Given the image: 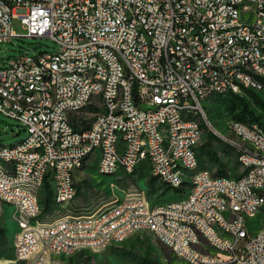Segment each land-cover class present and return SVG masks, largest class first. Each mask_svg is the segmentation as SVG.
<instances>
[{"label": "built area", "instance_id": "obj_1", "mask_svg": "<svg viewBox=\"0 0 264 264\" xmlns=\"http://www.w3.org/2000/svg\"><path fill=\"white\" fill-rule=\"evenodd\" d=\"M252 1H259V8H252ZM14 19L21 21L26 37H48L59 45L54 53L11 56L0 68V112L18 121L27 138L21 153L0 154V170H8V178H0V197L9 196L8 206H24L18 221L28 248L15 244L19 261H50L43 253L32 255L31 245L41 241L34 239L27 212L41 210L28 192L18 190L21 178H41L55 204L66 206L82 150L97 155L98 146H105L104 160H98L96 167L112 176L113 159L126 158L129 174L136 148L153 146L160 151L154 177L183 194L180 205H151L147 198L146 204L136 205V192L132 193L135 202L119 200L129 205L123 219L133 218L131 229L104 226V236L94 232V237H86L83 215H62L56 226L41 225L46 232L54 227V234H48V239H55L52 250L101 242L98 250L105 251L126 233L149 232L202 264H264V231L241 247L237 262H229L233 238L247 237L250 211L262 201L254 196V187H264V123L255 121V130H248L230 121L232 128L252 140V147L239 149L245 180L225 176L209 182L208 171L196 172L190 158V142L198 133L190 128V117L181 121L186 107L203 110L201 98L210 85H218L219 92L227 95L246 89L233 75L234 67L245 68L242 58H251L260 68L259 80L249 82L264 86V0H233V6H226V0H0V43L20 37L13 30ZM231 34L249 41V48L238 50ZM68 68H77V77L67 78ZM18 83L34 86V93H12V85ZM5 95L23 96V103H5ZM55 95H66V102L51 109ZM26 98L34 99L35 108H26ZM113 99H122V109H113ZM92 103H99L97 128L85 137H74V130H65V122H74V127L86 122ZM136 104H159V113L144 116L137 113ZM59 113H68V120H59ZM112 129H122V140L114 139ZM163 132H172L171 145L158 146ZM55 134H62V142H54ZM124 141H131L132 151L123 149ZM32 145L44 146V155L26 157L25 148ZM167 151H176L179 163L169 161ZM143 157L146 163L147 155ZM252 160H261L263 170L253 168ZM180 168L200 176L198 191H179ZM223 190L243 198L246 215L236 220L220 217V210H227L224 198H229L223 197ZM192 208L206 209L207 218L190 217ZM100 219L104 218L97 216L93 223ZM59 222H67V229L58 230ZM186 223L206 230L214 240L209 249L220 250V258L195 256V247L201 244H196Z\"/></svg>", "mask_w": 264, "mask_h": 264}, {"label": "rangeland", "instance_id": "obj_2", "mask_svg": "<svg viewBox=\"0 0 264 264\" xmlns=\"http://www.w3.org/2000/svg\"><path fill=\"white\" fill-rule=\"evenodd\" d=\"M12 26L20 37L0 43V68L11 56L28 53L35 57L40 53H54L59 50V45L51 38L26 37L27 32L19 19H14ZM201 109L203 137L198 147L200 164L196 172L207 170L214 175L242 177L245 168L239 160V149L244 143L228 132V125L231 120L239 118L253 120L250 113L258 122L264 123V97L253 90L244 89L240 94L210 96L202 102ZM25 136L26 132L18 121L7 118L0 112V145H14ZM96 165V161H89L85 168L76 174L78 193L66 206L55 204L53 196L48 195L47 188L43 189L39 195L41 212L33 224L49 223L66 214H93L109 203L124 200L135 192L145 200L147 198L151 205L178 201L183 195L156 179L148 162L140 164L132 174L124 173L120 168L118 173L112 176L98 173ZM179 191L191 192L192 189L190 185H184ZM5 211L0 222V264H29L27 261H19L14 251V238L17 245L20 232L19 227L17 230L16 210L11 207ZM262 211L248 220L249 231L253 234L264 227ZM170 255L168 258L152 233L144 232L105 251L83 250L70 257L63 256L62 261L66 264H183L173 252Z\"/></svg>", "mask_w": 264, "mask_h": 264}, {"label": "bare ground", "instance_id": "obj_3", "mask_svg": "<svg viewBox=\"0 0 264 264\" xmlns=\"http://www.w3.org/2000/svg\"><path fill=\"white\" fill-rule=\"evenodd\" d=\"M226 6H233V0H226ZM252 8H259V1H252ZM231 42H238V50H247L249 48V41L239 40V34H231ZM242 66L244 67H234L233 75H235V81H241V87H246V89L253 90L264 97V86L263 84L249 82L258 81L260 75V68L258 65L254 64L251 58H242ZM244 75V77H242ZM67 78L77 77V68L66 69ZM0 88H3V80H0ZM34 93V86H27L26 83H18L12 85V93ZM214 95H225L226 92H219L218 85H210L209 93H204L202 102ZM66 102V95H55L51 100V109H58V106ZM5 103L22 104L23 96L19 95H5ZM26 108H35V101L33 98H26ZM113 109H122V99H113ZM96 110H99V103H92V110H89V115H87L86 122L77 124L74 127V122H65V130H74V137H85L89 133L94 132L97 128V116ZM136 111L139 114H144V116H153L159 113V104H136ZM203 111V110H202ZM201 110L198 106L186 107V114H181V121H190V128L197 131L198 136L196 141L190 142V158H194V164L196 168L199 167V157H198V147L203 137V126L200 119ZM203 113V112H202ZM205 116V115H204ZM203 117V116H202ZM59 120H68V113H59ZM233 122L239 123V128H248V130H255V121L246 122L238 119L232 120ZM228 132L234 135L238 140L244 143L241 149H248L252 147V140L250 137L245 136L242 132L237 131L235 128L231 127V122L228 125ZM112 136L115 140H122V129H112ZM173 141L172 132H163L160 134L158 139V146H169ZM54 142H62V134L54 135ZM236 144V143H235ZM22 145H27V138H24L19 143L14 145H0V154H13L21 153ZM123 149L125 151H132L131 141L123 142ZM147 155L146 162L150 164L152 174L157 176V158H160V151H156L153 146H144L141 148H136L135 150V161L129 169V174H132L137 170L140 164L145 163V157ZM25 155L28 158H38L44 155V146L32 145L25 148ZM105 157V146H98L97 155H92L89 150H82L78 156L77 173L81 172L89 161L104 160ZM167 158L172 163H179V156H177L176 151H167ZM240 163L242 167L245 168L243 158L240 157ZM252 167L256 170H263V162L261 160H252ZM122 169L124 173L128 174V165H126V158L113 159V175L118 173L119 169ZM98 173L103 175H108L103 169L97 168ZM207 170H198L197 172H205ZM188 168H180L179 170V189L184 185H190L192 191H198L200 188V176H193ZM0 178H8V170H0ZM225 178L223 175H214L209 171L206 172V180L209 182H220ZM236 180H245V173L240 178ZM48 184L43 182L41 178H21L18 182V190L28 192L33 198L36 208L41 210L40 207V192L47 188ZM49 188V187H48ZM77 195V181L76 179H70V191H69V203L76 198ZM254 196L262 197V201L257 202V207H252L249 219L256 217V215L264 210V187H254ZM224 207L227 210H220V217H226V220H236L238 215H246V208L243 207V198L238 194H231V190H223ZM127 202H135V194H131L126 198ZM232 203L235 207H232ZM146 200L136 194V205H144ZM168 205H180V200L167 203ZM9 205V196L0 197V222L5 214L6 207ZM16 210V219L20 232L17 237V246L21 248H28V238L23 234L22 223L19 220L21 216H24V206L19 205V203H12L11 206ZM118 210V211H117ZM115 211V212H113ZM129 212V205L126 203H121L119 200L109 203L105 208L89 215H83V230L86 232V237H94V232L96 236H104V226L108 228H115V230H130L133 226V218H124L123 214ZM40 212L28 211L27 219L31 220V229L34 232V239L41 241V243H34L31 245L32 255H40L41 253L48 255L50 261H46L41 264H66L62 261L63 256L70 257L74 253L91 250L94 252H102L101 242H90V245H84L82 249H77L74 247H67L64 252H57V250H52L55 246V239H48V234H54V227H47V232L45 229H41L43 226H56L57 218L49 223H36L33 224L35 219L38 217ZM97 216L104 219H100V223H93V220ZM190 217L197 218H207V210L201 208H192L190 210ZM67 222H59L58 230H66ZM186 230H190L192 235L195 236V242L197 245L195 247V256L204 258H220V250H212L209 247H214V240L207 235L206 230L200 227L199 224L186 223ZM264 231V227L253 234L247 230V237L233 238L231 243V251L229 253V262H237V255L241 254V247L249 244V239H255L256 235ZM137 235L135 233H126L122 237L115 239V245L126 241L128 238ZM167 246L173 254L182 260L185 264H202V261L196 260L194 257L188 256L185 253H180L176 250V245L172 243H162ZM57 262V263H55ZM31 264H39V258H33Z\"/></svg>", "mask_w": 264, "mask_h": 264}, {"label": "trees", "instance_id": "obj_4", "mask_svg": "<svg viewBox=\"0 0 264 264\" xmlns=\"http://www.w3.org/2000/svg\"><path fill=\"white\" fill-rule=\"evenodd\" d=\"M250 91H251V90H250ZM256 93H257V92H256ZM246 108H247V107H246ZM250 114L253 116V120H246V119H244V118H239L238 120L246 121V122L258 121V119H257L252 113H250ZM47 191H48V195H52V192H51V190L48 189V186H47ZM161 248H162V250L164 251V253H166V255H167L168 258L171 257V255H170L171 251H170L169 248H167V246L161 244Z\"/></svg>", "mask_w": 264, "mask_h": 264}, {"label": "crops", "instance_id": "obj_5", "mask_svg": "<svg viewBox=\"0 0 264 264\" xmlns=\"http://www.w3.org/2000/svg\"><path fill=\"white\" fill-rule=\"evenodd\" d=\"M7 209H11V207L10 206H7L6 207V210ZM13 209V208H12ZM6 212V211H5ZM17 230H18V225H17ZM18 232V231H17ZM17 232H16V234H17ZM16 234H15V237H16ZM138 235V234H137ZM160 243V245L162 244L161 242H159ZM13 244H14V251H15V238H14V242H13ZM164 245V244H163ZM168 248V247H167ZM172 253V252H171ZM174 256V255H173ZM31 259H33V258H31ZM180 260V259H179ZM181 261V260H180ZM183 264H185L183 261H181Z\"/></svg>", "mask_w": 264, "mask_h": 264}]
</instances>
